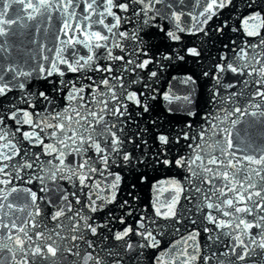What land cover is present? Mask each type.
Listing matches in <instances>:
<instances>
[{"label": "snow or ice", "instance_id": "6c2138e0", "mask_svg": "<svg viewBox=\"0 0 264 264\" xmlns=\"http://www.w3.org/2000/svg\"><path fill=\"white\" fill-rule=\"evenodd\" d=\"M231 2L195 0L194 8L199 11L194 14L184 10L183 0H0V55H10L14 47L11 41L22 35L23 29L28 27L27 21L37 17L50 19L53 11L60 14L66 37L55 49L54 59L43 58L47 66L41 64L23 71L15 61L0 65V97H7L13 89L25 92L28 78L34 71L38 76L43 74L44 79L54 74L63 77L66 72H71L89 81L86 86L81 84L79 87L73 83L66 94L68 105L60 112H29L12 106L15 110L8 118L29 125L33 131L23 132V139L40 146L41 153L29 155L25 151L21 156V149L0 128V141H4L0 144V233L11 242V246L4 244L0 251L7 249L13 264H60L68 255L77 257L79 264H130L141 255L138 249L158 246L144 218L137 222L135 229L125 226L115 232L108 225L93 222L90 213L116 199L119 175L107 172L113 176V181L106 186L108 196L100 195L104 189L95 179L97 174L105 176L110 159L144 167L160 164L183 169L187 173L184 180L191 187L186 189L179 180L169 181L173 194L165 203L157 197L154 202L156 216L165 220L177 219L176 206L181 194L186 190L194 192L197 211L203 214L204 221L220 232L215 239L220 240L222 235L234 241L229 251L221 255L227 257L231 253L243 261L249 245L241 236L257 244L251 236L253 228L259 229L257 246L264 248V55L254 53L250 56L247 48H240L232 59L223 54L203 71L202 75L213 81L210 101L223 113V118L214 113L204 116L206 127L201 125L196 130L192 123L186 122L179 129H168L157 120L142 127L137 120L150 112L148 100L155 99L151 84L156 82L158 73L149 66L156 68L159 65L155 54H150L153 49L156 52L159 49L146 41L141 33L148 35L149 40L151 35L162 33L177 44L183 43L184 34L207 36L209 21ZM10 11L12 15H9ZM250 20L264 24V17L259 12L245 19L244 24L248 25ZM147 29L153 31L149 33ZM248 35H259V32L249 31ZM261 45L264 41L251 47ZM82 49L86 50L84 55L80 54ZM183 53L171 50L160 52L159 56L169 62L184 61L186 55L201 56V50L195 46L184 48ZM89 72L99 73V76L93 79L87 75ZM144 73L146 76L142 75ZM228 73L244 79L224 83ZM181 82L196 84L192 76ZM86 87L88 99H85ZM247 89L250 91H245ZM192 91L190 88L183 96L172 92L165 94L164 99L169 105H177L170 107L169 112L183 111L189 117L195 116L189 107L193 103ZM37 95L52 103L47 93ZM29 107L34 109L35 104ZM20 115L22 120L18 119ZM245 116L251 119L245 121L242 119ZM3 125L4 118L0 116V126ZM45 129H51L47 138L52 143L45 144L42 135ZM150 139L155 152L148 155ZM181 140L189 152L169 159L167 153L172 145L180 144ZM237 145L245 153L240 157L235 150ZM89 151H94L102 169L94 166L96 161L87 156ZM41 155L52 159L42 161ZM69 156L73 159L68 160ZM34 168H39V172L28 174L25 179L22 174ZM14 181H20V184ZM65 181L76 190L64 188L61 182ZM34 182L38 185L36 190L24 186ZM83 188H89L84 203L78 195ZM191 198L185 196V199ZM97 200L103 203L98 206ZM120 223L125 221L121 218ZM192 223L196 221L192 220ZM100 228L109 231L114 246L107 245L97 251L98 245L86 239V235L96 236ZM203 230L213 231L207 227ZM133 236H139L140 240L133 243ZM198 237L199 231L189 233L172 245V249L184 245L177 255L168 261L161 257L157 264H176L177 256L183 257L180 264H196L201 258ZM78 242H83L88 249L83 254ZM237 247L244 249L239 255L236 254ZM213 259H216L215 253L205 256V264ZM0 264H5L3 257H0ZM218 264H224V261L219 260Z\"/></svg>", "mask_w": 264, "mask_h": 264}, {"label": "water", "instance_id": "95a60500", "mask_svg": "<svg viewBox=\"0 0 264 264\" xmlns=\"http://www.w3.org/2000/svg\"><path fill=\"white\" fill-rule=\"evenodd\" d=\"M194 4L195 0H183L184 10L186 12L193 11L195 14L196 11H199V9L194 8ZM257 12L260 13L261 17H264V0H232L230 5L220 10L218 15L214 16L213 19L209 21L206 26V30L208 31L207 36L203 33L197 35L184 34L182 44L169 41L162 33L151 35L150 40L148 35L141 33L146 41L154 44L156 48L159 49V52L153 49L152 53H150H154L156 59L159 61L158 67L153 68L152 65L149 66L150 70L157 71L158 78L155 83L151 84V87L155 90L154 93H152L155 99L148 100L150 112L145 113L142 118L137 117L141 126H150L152 120H157L163 123L168 129H172L173 127L179 129L184 123L190 122L193 125V129L198 130L201 125L206 127L203 117L208 113L218 114L223 118V113L219 112L218 105L210 101L213 81L204 77L202 73L217 62L223 54H227L229 59H232L239 52L240 48H247L250 56L254 53L264 55V45L256 48L251 47L261 44V41H264V24L251 20L248 25L244 24L245 19ZM9 15H12L11 11ZM185 19L188 18L185 17ZM27 24L28 27L23 29L22 35L11 41L14 43V47L10 55L8 57L0 55V65L15 61L20 70L29 71L37 68L41 64L47 66V62L43 59L45 56L50 59L55 58V49L61 46V40L66 39L62 31L60 14L53 11L51 12L50 19L37 17L36 20L27 21ZM15 27L14 25L13 28ZM126 27H131V25H127ZM217 28H222L223 30L216 31ZM146 31L151 33L153 30L147 29ZM249 31H258L259 35H248ZM193 46L201 50V56L199 58L186 55L184 61L173 60L169 62L161 59L159 56L160 52L166 53L171 50H180L181 54H184V48ZM116 51L118 53V50ZM85 52L86 50L82 49L80 54L84 55ZM9 75L11 74L9 73ZM87 75H91L93 79H95L99 76V73L89 72ZM142 75L146 76V73ZM187 76H192L196 84H183L181 81ZM240 79L244 78L235 77L233 74L228 73L224 77V83L235 82ZM62 81L68 83L62 84ZM73 83L76 87H79L81 84L86 86L89 81L87 79H81L80 74L71 72H66L63 77L54 74L44 79L43 74L38 76L34 71L32 77L28 78L25 89L27 94L19 89H13L12 92L8 93L7 97H0V116L4 118V125L0 126V128H3V131L8 134V138L21 149V156H23L25 151H28L29 155L39 154L42 152V148L38 145L30 144L27 140L23 139V132H31L33 130L27 124L17 123V121L8 118L10 112L15 110L12 106L15 105L16 108L24 109L29 112H60L68 105L66 94L72 89ZM135 87L139 88L141 86L136 85ZM240 87L242 88V86ZM190 88L193 89V103L189 107H191L196 115L189 117L183 111L169 112L168 109L170 107L175 108L177 105H169L164 99L165 94L172 92L176 95L183 96L188 93ZM235 90L236 89H233V91ZM245 91H250V89ZM39 92L47 93L52 103L49 104L48 101L38 97L37 94ZM22 96H24V99H21ZM85 99H88L87 87L85 88ZM25 100H27V103H25ZM74 103L75 102H73V104ZM30 104H35V108L29 107ZM130 110H132L131 105ZM136 111H139V109H136ZM18 119L22 120V115L18 116ZM242 119L247 121L251 118L245 116ZM36 131L40 130L36 129ZM49 132H51V129H45L44 133H42L45 137V144L52 143V141L47 138ZM3 143L4 141H0V144ZM235 150L237 152V157L245 154L239 150V145H237ZM154 152L155 147L153 146V141L150 139L147 154L151 155ZM188 152L189 149L186 143L181 140L180 144L172 145L167 155L169 159H175L178 155H186ZM87 156L93 161H96L94 164L95 167L99 169L103 168L102 163L97 160L94 151H89ZM16 159L18 160L20 157ZM50 159H52V157L41 155L42 161ZM72 159V156L68 157V160ZM14 162L15 161H13V163ZM109 171L121 177L118 188L115 190L116 199L113 203L103 204V207L97 212L90 213L93 222L95 224L108 225V227L115 232L122 230L125 226H132L135 229L137 227V222L141 218H144L146 227L152 231L158 241L157 247L146 246L142 249H138L137 251L140 252L141 255L137 260L130 261V264H157L158 259L161 257H163L165 261L170 260L184 247V245H178L177 249H172V245L182 240V238L187 237L189 233L195 231H199L198 242L201 249V258L196 264H205L204 257L212 256L214 253L216 259L208 261L207 264H218L219 260H223L224 264H264V248L257 246L260 242V237L258 235L259 229L255 228L251 230V236L257 241V244H252L248 237L241 236V239L249 245L247 250L248 254L243 261L238 260L236 256L231 255V253H229L227 257L221 255L223 252L229 251L234 241L222 235L220 240L215 239L216 236L220 235V232L214 229L213 225L204 221L202 218L203 214L197 211L198 201L195 199L196 193L194 192L186 190L181 194L179 204L176 206L177 219L165 220L155 215L154 202L157 200V197H159L161 203H165L173 194V186L168 183L169 181L179 180L186 185V189L191 187V185H188L184 180L187 173L183 169L160 164H148L144 167L125 164L118 159H110L105 176L101 177L97 174L95 177L96 180L100 181L104 189L100 192L102 196L109 195V190L106 186L113 181V176L107 175ZM37 172H39V168H34L22 175L27 179L28 174ZM14 183L19 185L20 181H14ZM61 183L63 187L69 191L76 190L66 181ZM24 186L32 187L33 190H36L38 187L35 182L32 185ZM49 187H51V185H49ZM93 191H95V189H93ZM86 193H89V188H83L78 191L82 203L86 202ZM49 195H51V193H49ZM185 196H191L192 198L185 199ZM93 199H96L95 195H93ZM96 202L98 206L103 203L101 200H97ZM74 207H76V205H74ZM121 218L125 221L124 224L120 223ZM249 219H251V217H249ZM192 220H195L196 223L193 224ZM49 227H52V225L49 224ZM205 227L212 228L213 231L205 232L203 230ZM210 236L213 237V239H209ZM104 237H107V239L105 240ZM86 239L98 245L97 251H99L101 247L107 245L114 246L112 236L106 228L98 229V235L96 236L87 234ZM131 239L133 243H135L140 240V237L133 236ZM78 243L82 254L84 251L88 250L83 242ZM188 243L190 244L191 241ZM4 244H9V246H11V242L7 240L6 235L0 233V248H2ZM188 251L191 252L192 249L189 247ZM243 251L244 249L242 248H236L237 255ZM0 257L5 259V264H13L11 254L7 249L0 251ZM17 259H19V254H17ZM181 259H183V257L177 256L176 264H180ZM125 260L128 261V257H125ZM60 264H79V261L77 257L68 255Z\"/></svg>", "mask_w": 264, "mask_h": 264}]
</instances>
